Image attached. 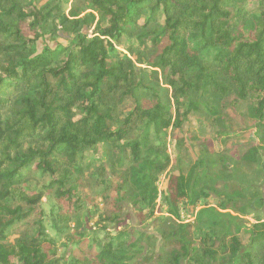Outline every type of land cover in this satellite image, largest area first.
<instances>
[{
	"label": "trees",
	"instance_id": "1",
	"mask_svg": "<svg viewBox=\"0 0 264 264\" xmlns=\"http://www.w3.org/2000/svg\"><path fill=\"white\" fill-rule=\"evenodd\" d=\"M42 1L0 0V264H148L126 203L163 230L155 264H264V218L222 212H243L242 186L174 168L167 139L205 112L253 130L225 142L236 161L264 148V0ZM57 26L72 42L35 54Z\"/></svg>",
	"mask_w": 264,
	"mask_h": 264
},
{
	"label": "rangeland",
	"instance_id": "2",
	"mask_svg": "<svg viewBox=\"0 0 264 264\" xmlns=\"http://www.w3.org/2000/svg\"><path fill=\"white\" fill-rule=\"evenodd\" d=\"M43 0L41 3H44ZM88 3L80 0H69L68 9L72 6L79 8L85 7ZM251 6V3H249ZM91 11L85 9L81 12L80 16ZM95 22L90 26H84L81 30L82 33L91 34ZM74 39V34L66 31L61 26L53 29L49 33H43L35 42L34 53L38 54L47 50H54L69 45ZM138 66L145 67L144 64H137ZM179 134L181 138L171 151L172 166L180 169L186 173L191 166L197 165L201 162L208 174L217 176L225 180H232L240 184L244 190V198L241 200L244 204L243 212L228 211L233 217H225L235 219V222L241 226H249L255 221V218H264V148L252 151L247 149L241 152L243 157L252 160V165L247 166L242 161H236L226 150L225 142L229 139L233 145H238L242 148L245 143L254 141L252 137L253 130L242 129L237 127L233 122L225 116L211 117L205 112H192L188 115L187 119L180 123L178 129L170 132L168 131L169 140L170 134ZM94 158L103 164L105 170H108L109 164L107 163L108 156L103 151L101 144L93 151ZM114 152H111L109 155ZM167 179V174L164 172L157 180V186L160 191H163ZM159 203V199H157ZM95 203L101 206V199L97 198ZM158 206V205H157ZM147 208L139 205L132 207L130 204H125V212L122 218L126 220L127 232H129L132 240L136 241L140 246L139 256L148 262V264H155L157 253L159 252L160 244L162 243L163 230L157 228L148 219ZM158 212L155 215L158 216ZM186 212L181 214V219L192 220L186 218ZM242 242H246L247 236L245 233H239ZM13 238V237H12Z\"/></svg>",
	"mask_w": 264,
	"mask_h": 264
}]
</instances>
